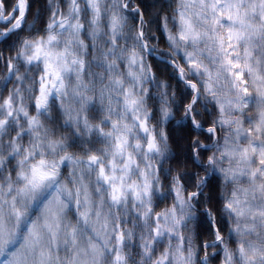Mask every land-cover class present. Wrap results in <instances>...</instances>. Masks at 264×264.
Segmentation results:
<instances>
[{
    "label": "clouds",
    "instance_id": "1",
    "mask_svg": "<svg viewBox=\"0 0 264 264\" xmlns=\"http://www.w3.org/2000/svg\"><path fill=\"white\" fill-rule=\"evenodd\" d=\"M5 3L0 264H264L259 40L233 89L185 0H25L19 25Z\"/></svg>",
    "mask_w": 264,
    "mask_h": 264
},
{
    "label": "snow or ice",
    "instance_id": "2",
    "mask_svg": "<svg viewBox=\"0 0 264 264\" xmlns=\"http://www.w3.org/2000/svg\"><path fill=\"white\" fill-rule=\"evenodd\" d=\"M248 3V10L255 12L256 5L259 4L261 16L264 18V0H185L186 8L188 9L187 16L181 14V24L183 26L184 35L181 39L191 38L193 41L200 39V33L196 31L193 25L192 18L202 20L204 23L212 25L213 45L216 56L222 60V68L226 70V75L233 79V89L238 88L244 83V73L249 76L254 73L259 77V63L257 60L256 67L253 68L251 58L253 53L250 51L257 47V41L264 46V27L254 26L247 22L245 16V4ZM7 8V4H3L0 8V15L3 14V9ZM25 0H17L16 10L13 12L15 23L19 25L25 16ZM222 21H227L231 27L223 28L217 34L216 28L221 26ZM243 43L245 47V57L243 63L239 60V52L237 49ZM264 54V47H262ZM233 57H237L234 61ZM179 71V70H178ZM264 88V85H262ZM247 89L243 90V95L247 96ZM50 173H43L36 170L33 179L43 182L50 178ZM210 230L218 232L215 224L210 225ZM217 245H219L220 237H215Z\"/></svg>",
    "mask_w": 264,
    "mask_h": 264
}]
</instances>
